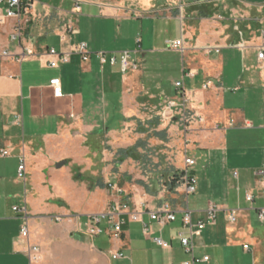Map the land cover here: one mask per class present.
<instances>
[{"label": "crops", "instance_id": "obj_1", "mask_svg": "<svg viewBox=\"0 0 264 264\" xmlns=\"http://www.w3.org/2000/svg\"><path fill=\"white\" fill-rule=\"evenodd\" d=\"M30 1L20 40L10 39L14 19L0 23V45L24 54L0 63V264H181L192 260L178 236L188 232L184 212L204 221L211 205L216 219L194 234L193 247L208 259L196 264H264V0ZM179 39L184 52L169 45ZM80 42L87 61L73 51ZM50 48L70 60L51 68ZM98 51L118 63H101ZM123 51L135 69L122 72ZM184 93L201 120L159 117L163 102ZM186 156L195 159L191 194L182 182ZM115 204L120 236L111 238L108 218L89 235L88 218ZM166 204L176 220H152L150 211ZM24 205L23 240L13 207ZM33 245L40 250L31 259Z\"/></svg>", "mask_w": 264, "mask_h": 264}, {"label": "built area", "instance_id": "obj_2", "mask_svg": "<svg viewBox=\"0 0 264 264\" xmlns=\"http://www.w3.org/2000/svg\"><path fill=\"white\" fill-rule=\"evenodd\" d=\"M4 0H0V3L3 2ZM7 7L2 9L0 7V23H3L5 19H14L15 25L12 29V32L10 33V39L12 41H18L22 38L23 35V30L26 22H28L29 18L26 15H29L30 10L33 7V3L30 0H26L23 2V0H6ZM200 3V2H197ZM196 3V4H197ZM183 6L180 5V17L183 18ZM23 16V17H22ZM26 18H25V17ZM264 36V30L261 33ZM170 47L173 49H178L181 52H184L183 46H182V39L176 40L174 42H171ZM74 52L77 54H80L82 56V59L84 61H87L89 59V50H88V45L86 42H80L75 46L73 49ZM70 52L69 53H59L56 49L50 48L48 50V55L55 56L56 59H52L49 62V65L52 67H57L59 63H65L70 60ZM95 54H97L98 59L100 60L101 63H106L109 62L111 65H115L118 63V57L116 54L111 53L107 54L104 51H98ZM14 53L11 52V50L7 47L1 46L0 45V63L8 58H15L18 61L22 60L24 58V54L15 56ZM258 60H264V46L261 47L258 51ZM122 72H126L129 69H135L136 65L134 62L130 60V54L127 51L121 52L120 56V64ZM61 79L55 78L52 82V87H53V95L56 97L62 96V88H61ZM175 86L177 88H182L183 87V81H177L175 82ZM188 97L187 94L184 93L180 96V98H171L167 99L165 102H163V105L161 106L159 110V117H162L164 120H172L173 118L179 117V119L183 123H188L191 122V120H196L199 119L201 120V116H198L196 113L191 114L189 112L188 108ZM1 155L3 156H8L9 155V150H1ZM25 158L21 157L18 166V174L17 176L20 179H25L26 174H27V163L25 162ZM195 164V159L192 157L186 156L185 157V168L182 173V179L183 183L186 186V192L187 194L194 193L196 190V178L195 176L191 173V167ZM263 172V171H262ZM248 200H252V196L248 195L247 196ZM125 207V205H124ZM169 205L166 204L164 205L161 209L150 211V218L157 223L160 224H166L172 221L176 220V214L174 211L169 209ZM120 205H113L111 206V209L106 211L103 214H98L97 215H92L88 218L86 221V232L89 235H99L103 232V229L99 226L101 223L102 219L108 218L109 223L111 227L108 229V233L110 234L111 238H117L120 236V233L122 231V224H124V220L121 219L118 215L119 211L121 210ZM13 210L17 213L18 217L22 220V224L20 229V235L21 238L27 239L29 237V216L27 207L24 206H14ZM217 211L218 208L216 205H211L207 211V218L203 221H192V216H191V211L187 209L182 218V222L184 224V227L188 229V232H179L178 236L181 241V244L183 245V249L189 254L192 255V260H187L183 261L181 264H196L197 262H200L201 260H206L208 257H204L203 259L196 258L193 254V250L195 247V242H194V234H197L198 232H201L205 226L208 223L214 222L217 216ZM258 218L261 222H264V208H261L258 211ZM131 218L133 220H139V215L137 213H133L131 215ZM236 219V214L235 211L230 212L229 214V220L231 222H234ZM57 221H62V217H56ZM144 233L149 234V229L146 225H144ZM155 241L162 246H167V243L163 241L161 238L157 237L155 238ZM245 249L247 250L249 246L243 245ZM40 248L36 245L29 246L27 250V255L32 258H36V253H38ZM114 258H122L125 257L124 253L120 252H114L113 253Z\"/></svg>", "mask_w": 264, "mask_h": 264}, {"label": "trees", "instance_id": "obj_3", "mask_svg": "<svg viewBox=\"0 0 264 264\" xmlns=\"http://www.w3.org/2000/svg\"><path fill=\"white\" fill-rule=\"evenodd\" d=\"M197 10H199L200 14L201 15H204V12H205V8L203 7V4H199V5H195L194 6ZM207 15H210V14H207Z\"/></svg>", "mask_w": 264, "mask_h": 264}, {"label": "water", "instance_id": "obj_4", "mask_svg": "<svg viewBox=\"0 0 264 264\" xmlns=\"http://www.w3.org/2000/svg\"><path fill=\"white\" fill-rule=\"evenodd\" d=\"M64 163L63 162H60V163H58V167H60V166H62Z\"/></svg>", "mask_w": 264, "mask_h": 264}]
</instances>
